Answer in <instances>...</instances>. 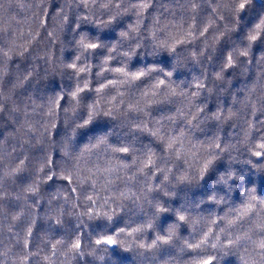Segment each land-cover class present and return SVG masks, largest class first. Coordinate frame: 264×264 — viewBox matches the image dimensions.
I'll return each instance as SVG.
<instances>
[{
  "label": "clouds",
  "instance_id": "1",
  "mask_svg": "<svg viewBox=\"0 0 264 264\" xmlns=\"http://www.w3.org/2000/svg\"><path fill=\"white\" fill-rule=\"evenodd\" d=\"M0 264H264V0H0Z\"/></svg>",
  "mask_w": 264,
  "mask_h": 264
}]
</instances>
